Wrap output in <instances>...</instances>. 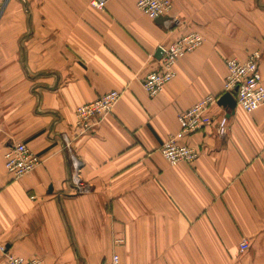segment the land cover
Masks as SVG:
<instances>
[{"label":"crops","instance_id":"obj_1","mask_svg":"<svg viewBox=\"0 0 264 264\" xmlns=\"http://www.w3.org/2000/svg\"><path fill=\"white\" fill-rule=\"evenodd\" d=\"M172 1L170 18L152 20L133 0L102 11L90 0H0V240L12 254L44 264L114 254L122 264H264V105L252 114L211 106L215 123L184 140L200 153L192 164L161 153L180 114L225 93L228 60L260 51L264 83V0ZM193 32L203 45L150 97L142 81L160 68L158 48ZM111 91L122 92L112 114L76 138V109ZM13 143L43 160L18 180L5 167ZM74 158L84 193L71 182Z\"/></svg>","mask_w":264,"mask_h":264},{"label":"built area","instance_id":"obj_2","mask_svg":"<svg viewBox=\"0 0 264 264\" xmlns=\"http://www.w3.org/2000/svg\"><path fill=\"white\" fill-rule=\"evenodd\" d=\"M110 0H90V5L96 10H105ZM137 8L152 20L170 18L173 12L172 0H133ZM171 25H179L177 18L171 19ZM204 42L200 33L193 32L183 35L177 41L161 46L163 54L160 68L148 74L142 81L144 90L150 97L160 95L167 84L176 78L175 66L184 56L199 49ZM262 53L252 52L247 60L230 59L226 63L228 75L225 83V93H232L237 106L247 114H252L264 105V83L261 74ZM122 97V92L111 91L97 100L84 104L76 109V138L94 131L108 116H110ZM220 98L206 97L190 110L178 116L180 130L161 147L162 156L172 166L182 163L192 164L198 160V150L184 140L206 127L214 124V119L208 115L211 106L218 103ZM228 120L223 118L217 122V130L224 136L228 131ZM66 147L70 148L71 140L67 137ZM43 164L42 158L32 152L24 143H13L5 154V167L15 180L23 178L36 171ZM81 164L73 159V174L71 182L78 193L87 191L80 176ZM117 240L116 243H122ZM249 249L247 241L241 244L242 252ZM0 261L5 264H44L39 259H27L12 254L0 240ZM104 264H122L118 255L114 254Z\"/></svg>","mask_w":264,"mask_h":264},{"label":"water","instance_id":"obj_3","mask_svg":"<svg viewBox=\"0 0 264 264\" xmlns=\"http://www.w3.org/2000/svg\"><path fill=\"white\" fill-rule=\"evenodd\" d=\"M162 54H163L162 48H158L156 55H155V58L158 60H161ZM217 104L220 107H222L228 111H232V112H234V110L236 109V106H237L236 100H235L234 95L232 93H224L220 97Z\"/></svg>","mask_w":264,"mask_h":264}]
</instances>
